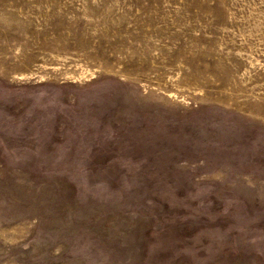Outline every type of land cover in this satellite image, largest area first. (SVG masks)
Returning a JSON list of instances; mask_svg holds the SVG:
<instances>
[{
	"label": "rangeland",
	"instance_id": "1",
	"mask_svg": "<svg viewBox=\"0 0 264 264\" xmlns=\"http://www.w3.org/2000/svg\"><path fill=\"white\" fill-rule=\"evenodd\" d=\"M0 264H264V0H0Z\"/></svg>",
	"mask_w": 264,
	"mask_h": 264
},
{
	"label": "bare ground",
	"instance_id": "2",
	"mask_svg": "<svg viewBox=\"0 0 264 264\" xmlns=\"http://www.w3.org/2000/svg\"><path fill=\"white\" fill-rule=\"evenodd\" d=\"M11 6H13V5H11ZM220 21V20H219ZM222 21V20H221ZM231 22V25H234L235 24V22H233V21H230Z\"/></svg>",
	"mask_w": 264,
	"mask_h": 264
}]
</instances>
